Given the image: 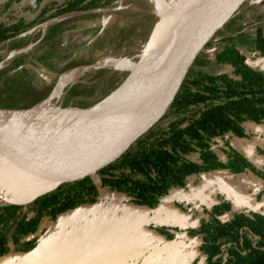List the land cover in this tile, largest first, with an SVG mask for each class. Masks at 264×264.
Wrapping results in <instances>:
<instances>
[{
	"label": "trees",
	"instance_id": "1",
	"mask_svg": "<svg viewBox=\"0 0 264 264\" xmlns=\"http://www.w3.org/2000/svg\"><path fill=\"white\" fill-rule=\"evenodd\" d=\"M119 1L0 2V49L17 51L38 43L31 55L22 56L0 71V108L29 109L50 95L54 88L50 79L90 65L89 58L76 57L79 48L58 54L51 45L58 41L71 47L74 44L67 41L74 37L88 40L102 26L104 13L95 11L110 8ZM56 19L60 20L45 30L23 36ZM251 37L253 50L264 55L263 29L258 28ZM229 38L221 39L219 50L213 49L212 41L207 44L200 56L207 54L210 63L202 65L198 57L161 120L119 159L98 169L96 179L86 175L65 182L28 205L1 203L0 258L12 251L34 250L45 221L52 222L65 212L94 204L102 189L121 194L138 205L156 208L170 190L184 187L187 178L194 174L223 170L264 180V170L255 167L228 142L227 161H221L213 149L216 139L228 134L247 137L246 122L264 124V72L250 67L236 44L228 42ZM5 58L0 55V62ZM56 58L77 61L71 60L56 71V65L46 60ZM217 67L225 68L226 72L216 73L213 69ZM84 88L76 86L72 90L76 95L92 92V87ZM193 155L198 159L192 160ZM229 212V203L214 206L197 228L188 231L191 238L200 240L198 250L205 257L204 264H264V214L244 211L226 221L223 217ZM157 231L168 240L175 237L165 227ZM193 264H200V260Z\"/></svg>",
	"mask_w": 264,
	"mask_h": 264
},
{
	"label": "rangeland",
	"instance_id": "2",
	"mask_svg": "<svg viewBox=\"0 0 264 264\" xmlns=\"http://www.w3.org/2000/svg\"><path fill=\"white\" fill-rule=\"evenodd\" d=\"M2 1L4 0H0ZM136 5L139 8L132 15L118 14L119 18H115L118 20L116 26H112L106 37L96 43L91 53L90 65L110 56V52L129 58L144 51L156 16L146 0H124L122 7ZM258 28L264 31V0H249L212 38V47L219 50L223 44L221 39L230 37L228 42L236 44L247 64L264 72V55L254 51L252 47L254 38L251 36L255 35ZM75 41L80 43L81 40L74 37V40L68 39L67 43L75 45ZM74 45L68 47V44L62 45L55 41L51 47L56 53L63 54L70 49L74 50ZM30 48L31 45L17 51L1 48L0 55H5L6 58L0 62V71L12 66V62L20 60L22 56L31 55L33 48ZM213 51H209L210 56ZM46 60L50 65H56V71H60L71 60L77 61L75 58ZM199 62L202 65L210 63L208 55L200 56ZM122 63L123 60L118 59L114 69L103 67L100 72L91 70L77 73L86 72L77 83L87 82L83 85L92 87V92L89 90L84 96L73 100L70 89L77 84L70 85L62 95V107L87 108L105 99L130 74L126 64L121 65ZM84 66L88 65L81 67ZM213 71L225 73L226 69L217 67ZM59 77L54 81V86ZM52 101L53 98L47 104ZM23 116L31 120L32 112L24 113ZM245 127L247 137L228 134L217 138L214 152L221 161H227L225 151L228 142L255 167L264 170V124L246 122ZM190 158L198 159L196 155ZM94 178L96 179L95 176ZM1 203L4 201L0 198ZM223 203L231 205V212L223 217L226 221L235 213L262 212L264 180L250 174L236 175L223 170L194 174L187 178L184 187L170 190L156 208L138 205L121 194L102 189L94 204L72 209L52 222L45 221L38 233L39 241L34 250L26 253L12 251L0 258V264H193L197 259L200 264H204L205 257L198 250L200 240L191 238L188 231L197 228L214 206ZM164 227L174 233L173 239L168 240L158 233L157 229Z\"/></svg>",
	"mask_w": 264,
	"mask_h": 264
},
{
	"label": "water",
	"instance_id": "3",
	"mask_svg": "<svg viewBox=\"0 0 264 264\" xmlns=\"http://www.w3.org/2000/svg\"><path fill=\"white\" fill-rule=\"evenodd\" d=\"M122 1L124 0H120L118 3ZM247 1L249 0H201L190 18L189 33L178 49L176 56L164 71L160 83L154 92L153 99L145 108L134 115L127 116L114 123L71 129L20 127L16 130H11L9 127L12 126H7V123L11 124L14 121L13 117L22 112L31 111L45 102L54 91L56 85L44 101L29 109L0 108V162L20 167L48 165L56 169H78L75 172L60 174L51 184L39 188L19 203L6 201L0 195L4 203L13 205L31 204L65 182H70L86 175L94 176L98 169L116 161L130 148L134 147L138 140L165 115L180 82L188 75L201 53L206 51L207 44L211 42L216 33L221 31L237 15L244 2ZM109 10L110 8H107L96 10L95 12L106 13ZM59 20L49 21L40 27L45 30L49 25ZM106 23L107 20L105 19L103 29ZM102 66L101 63H96L84 67L92 69ZM148 72L153 76L136 77L124 97L118 102L124 104L133 99L142 86L156 78L154 76L158 70L154 68ZM122 85L93 106L87 108L78 106L60 107L58 111H55V114L59 117L65 115L66 121L69 122L79 116L102 114L103 111L111 108V105L106 106L105 102ZM97 155L99 156L96 157Z\"/></svg>",
	"mask_w": 264,
	"mask_h": 264
},
{
	"label": "bare ground",
	"instance_id": "4",
	"mask_svg": "<svg viewBox=\"0 0 264 264\" xmlns=\"http://www.w3.org/2000/svg\"><path fill=\"white\" fill-rule=\"evenodd\" d=\"M148 1L151 12L156 16L151 36L144 51L140 55H134L129 58H123L120 55H111L98 63L102 67L115 68L116 60H123L126 64L128 77L125 79L120 90L115 92L106 102V106L111 108L103 111L102 114H93L87 116H79L74 120L66 121L64 116H57L55 111L62 107V95L66 87L76 84L80 78L86 75L87 71H95L98 68H76L62 75L56 83V87L50 97L37 108L32 109L31 120L23 116L22 112L14 118V121L7 126L11 130L17 128L33 127L41 129H71L100 125L105 123H114L122 120L127 116L134 115L139 110L145 108L153 99L154 92L160 83V79L168 65L174 59L178 49L183 43L185 37L189 33V21L195 10L199 6L201 0H146ZM259 1V0H252ZM120 2V9H123ZM127 14L132 15L139 6L124 7ZM109 19V17H108ZM134 40V39H133ZM25 51V50H24ZM13 54V53H12ZM11 54V55H12ZM9 59V58H8ZM156 68L158 72L152 79L139 90L138 94L127 103L120 101L127 92L130 84L136 77H151L148 71ZM86 71L83 74L79 72ZM53 98L50 104L47 102ZM46 104V105H45ZM45 105V106H44ZM105 106V107H106ZM52 118V119H51ZM97 155L96 157H98ZM77 168L66 169L48 166L36 165L30 167L14 166L0 162V195L9 202L19 203L36 192L39 188H43L51 184L60 174L65 172H75Z\"/></svg>",
	"mask_w": 264,
	"mask_h": 264
},
{
	"label": "flooded vegetation",
	"instance_id": "5",
	"mask_svg": "<svg viewBox=\"0 0 264 264\" xmlns=\"http://www.w3.org/2000/svg\"><path fill=\"white\" fill-rule=\"evenodd\" d=\"M122 5V4H121ZM118 7H120V3H117L115 6H112V7H110V10L108 11V12H106V13H104L102 16V26L99 28V31L98 32H96L92 37H90L88 40H86V39H83V38H81L80 40V43H78L77 41H75L74 43H75V49H77V48H79V50H80V52H79V54H78V56H76V57H81V58H89L90 60H92V57H91V53L93 52V50H94V48H95V45H96V43H99L103 38H105L106 36V33L107 32H109L111 29H112V26H116V24L118 23V20L117 19H115V18H117L118 17V14L119 13H127V9L125 10V8L124 7H122L123 9H120V8H118ZM247 7V6H246ZM108 17H109V19H108ZM119 18V17H118ZM121 18V17H120ZM105 19L107 20V23H106V25H105V28L103 29V23L105 22ZM38 29H42V28H40V26L39 27H37V28H35V29H33V30H31V31H29V32H26L25 34H23V36H25V35H29V34H31L32 32H34L35 30H38ZM114 31V30H113ZM116 31V30H115ZM113 34H116V32L115 33H113ZM113 34H111V36L113 35ZM136 34V33H135ZM95 36H97L95 39H92V38H94ZM109 40H110V38H109ZM38 43L37 42H35V43H32V44H30L31 45V48H30V50L35 46V45H37ZM29 45V46H30ZM29 46H27V47H29ZM27 47H25L24 49H26ZM21 50V49H20ZM111 53V55H120V54H115L114 52H110ZM110 55V56H111ZM108 57V56H107ZM96 58V57H95ZM101 68H103V67H101ZM101 68H98V69H96L97 71H99ZM95 70V72H97ZM100 71H102V70H100ZM99 71V72H100ZM97 74H99V73H97ZM84 79H86V78H84ZM56 79H50V81H51V83L52 82H54ZM77 85H75V86H71V91H70V94H71V96H73L72 97V99L73 100H75V99H78V97H80V96H84L85 94H87L86 92H84V93H82V94H80V95H76V92H74L73 90H72V88L73 87H76V86H78V87H81V89H85L84 87H86V85H83V84H87V82L85 83L84 81L82 82V84L81 83H76ZM83 86V87H82ZM75 93V94H74ZM68 95V94H67Z\"/></svg>",
	"mask_w": 264,
	"mask_h": 264
},
{
	"label": "crops",
	"instance_id": "6",
	"mask_svg": "<svg viewBox=\"0 0 264 264\" xmlns=\"http://www.w3.org/2000/svg\"><path fill=\"white\" fill-rule=\"evenodd\" d=\"M255 212H257V211H255ZM259 212L264 214V210L262 212L261 211H259Z\"/></svg>",
	"mask_w": 264,
	"mask_h": 264
}]
</instances>
